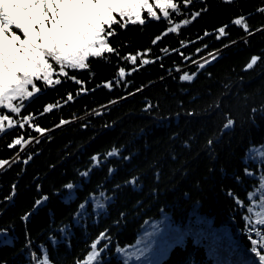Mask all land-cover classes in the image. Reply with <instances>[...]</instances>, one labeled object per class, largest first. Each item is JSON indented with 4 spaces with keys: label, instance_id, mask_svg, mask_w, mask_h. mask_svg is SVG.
<instances>
[{
    "label": "trees",
    "instance_id": "obj_1",
    "mask_svg": "<svg viewBox=\"0 0 264 264\" xmlns=\"http://www.w3.org/2000/svg\"><path fill=\"white\" fill-rule=\"evenodd\" d=\"M261 8L264 0H194L173 14V21L182 24L189 12L202 14L178 33L165 35L171 25L163 19L114 26L110 42L119 55L92 58L89 69H69L81 84L65 77L54 87L40 82L42 91L21 110L32 122L0 134V159L10 161L20 146L8 144L18 136L32 139L20 162L0 170V241H10L0 242V264H31L30 253L41 246L54 264H77L102 232L107 240L100 246L107 247L101 264H124L118 249L133 252L149 243L148 256L158 264H257L251 240L260 242L256 232L264 226L254 224L260 201H249L248 194L259 197L264 172L259 163L264 149ZM240 16L252 35L232 23ZM220 27L226 35L220 36ZM157 36L161 39L153 44ZM129 54L152 62L133 66L123 59ZM252 57L259 59L249 69ZM119 67L130 74L118 82ZM183 73L194 79L182 81ZM108 82L111 88L104 87ZM49 104L56 107L44 113ZM228 115L234 125L222 133ZM32 124L45 133L35 132ZM113 149L118 155L108 157ZM253 149L256 160H247ZM93 156L100 157L99 166L93 167ZM246 168L255 176L246 175ZM133 177L135 186L127 183ZM102 193L109 198L102 213L88 203L78 216L81 204ZM44 196L47 201L35 207ZM253 205L249 214L246 209ZM129 264L147 261L133 257Z\"/></svg>",
    "mask_w": 264,
    "mask_h": 264
},
{
    "label": "snow or ice",
    "instance_id": "obj_2",
    "mask_svg": "<svg viewBox=\"0 0 264 264\" xmlns=\"http://www.w3.org/2000/svg\"><path fill=\"white\" fill-rule=\"evenodd\" d=\"M194 0H0V134L14 128L23 129L26 124H30L33 117L30 115H21V110L25 106V102L31 99L42 91L40 82L44 87H54L62 83L60 77L75 80V83L82 82L73 76L69 75V69L83 70L89 69V61L92 58L102 59L106 54L119 55L118 50L111 45L110 38L116 35L114 26L126 28L129 24L145 25L148 20L160 21L161 19L168 22L169 26L165 35L169 33H178L182 25H188L191 21L201 16L202 11L189 12L190 19L185 18L182 24L175 23L172 19L173 14H181L184 10L193 5ZM224 3L231 4L234 0H223ZM159 10V14L156 10ZM264 13V8L258 10ZM147 14L145 17L143 13ZM232 23L236 26H241L243 31L252 35L246 17L240 16L234 19ZM220 36L226 35L225 27L218 29ZM257 31H264V28ZM207 35V33H205ZM219 38V36L217 37ZM161 39L157 36L152 41L155 44ZM183 45V41L181 42ZM167 52L168 49H163ZM199 51V50H198ZM213 58H215L213 56ZM124 60L130 61L133 66H136L138 61L141 65L149 64L150 60L141 58L140 55L129 54L123 57ZM259 57H252L247 68L251 69L258 61ZM198 67L203 69V63L198 64ZM136 68L133 67V71ZM176 71H181L179 68ZM127 74L124 67H119L117 78L119 81H124ZM55 77V78H54ZM182 81H192L194 74L183 73L180 76ZM104 87L111 88L112 82L104 84ZM86 91V89H83ZM73 95H67V101H72ZM19 101V103H16ZM56 107L54 104L47 105L44 113L51 112ZM219 107V105H217ZM3 110H7L8 114H4ZM257 109H252L255 114ZM264 111V108L260 109ZM14 114V115H13ZM20 117L17 120L15 117ZM61 124L66 121L61 120ZM234 125V121L230 115L225 117V122L222 127V133L230 130ZM35 132L43 135L45 129L32 124ZM39 142L38 138H35ZM32 139H25L24 136H18L8 144V148L12 149L20 146L16 157L10 161L8 159H0V170L10 168L14 163L20 162L19 155L23 151L25 144H30ZM214 143L212 139L208 141V146ZM187 146V145H186ZM108 157L118 155V152L113 149L106 154ZM257 150H250L247 160H256ZM127 159V158H125ZM31 160H23L27 164ZM91 160L95 162L93 167L99 166L100 157L93 156ZM259 163L264 167V149L259 150ZM111 172V170H110ZM89 170L81 173L82 177H88ZM245 174L255 176L253 172L245 169ZM136 177H133L127 183L135 186ZM13 191L16 186L13 185ZM66 188L71 190L74 185L69 183ZM259 197L256 192L248 194L249 201L259 199L260 210L255 211L254 224L256 226H264V172H262L258 180ZM9 196L8 199H12ZM48 197L35 201V207H39ZM109 198L103 193L98 198L92 196L84 204L80 205V213L78 216L84 215V210L88 203L94 205L93 211L97 214L105 210L106 202ZM238 203H240L238 201ZM254 207H247V212L252 214ZM27 220V216L24 217ZM251 222V216L248 217ZM64 231V230H62ZM4 233L0 232V237ZM256 236L260 238L251 240V252L255 255L257 264H264V231H257ZM107 240L106 233H100V236L91 243L90 250L86 257L77 264H101L102 253L107 245L101 247V241ZM4 244L10 243L7 239L0 241ZM51 245L57 244L56 239H50ZM117 251L125 254L124 264H129V261L145 260L147 264H152L148 253L151 251V244H146L143 248H138L136 251L128 252L127 250L118 249ZM31 264H54L49 256L48 249L41 246L39 252L30 253Z\"/></svg>",
    "mask_w": 264,
    "mask_h": 264
},
{
    "label": "rangeland",
    "instance_id": "obj_3",
    "mask_svg": "<svg viewBox=\"0 0 264 264\" xmlns=\"http://www.w3.org/2000/svg\"><path fill=\"white\" fill-rule=\"evenodd\" d=\"M152 264H158V260L152 259Z\"/></svg>",
    "mask_w": 264,
    "mask_h": 264
}]
</instances>
